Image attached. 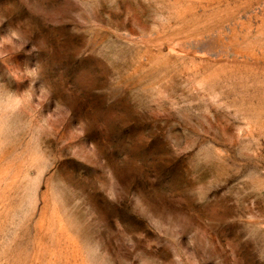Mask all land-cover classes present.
<instances>
[{"label": "rangeland", "instance_id": "374dc122", "mask_svg": "<svg viewBox=\"0 0 264 264\" xmlns=\"http://www.w3.org/2000/svg\"><path fill=\"white\" fill-rule=\"evenodd\" d=\"M0 264H264V0H0Z\"/></svg>", "mask_w": 264, "mask_h": 264}]
</instances>
